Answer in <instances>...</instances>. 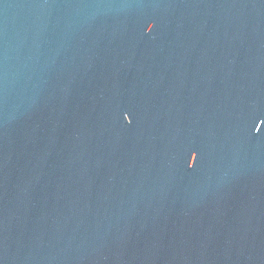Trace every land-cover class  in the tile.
Wrapping results in <instances>:
<instances>
[{"label": "water", "instance_id": "95a60500", "mask_svg": "<svg viewBox=\"0 0 264 264\" xmlns=\"http://www.w3.org/2000/svg\"><path fill=\"white\" fill-rule=\"evenodd\" d=\"M0 264H264V0H0Z\"/></svg>", "mask_w": 264, "mask_h": 264}]
</instances>
